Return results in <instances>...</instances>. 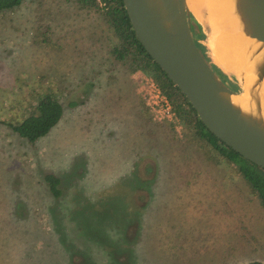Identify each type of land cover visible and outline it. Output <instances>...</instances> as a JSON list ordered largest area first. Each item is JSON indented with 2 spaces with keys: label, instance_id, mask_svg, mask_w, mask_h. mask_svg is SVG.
<instances>
[{
  "label": "rangeland",
  "instance_id": "374dc122",
  "mask_svg": "<svg viewBox=\"0 0 264 264\" xmlns=\"http://www.w3.org/2000/svg\"><path fill=\"white\" fill-rule=\"evenodd\" d=\"M139 75L113 64L104 26L75 0L0 10V264L264 263V212L249 188L180 127L152 119ZM47 87L63 115L30 144L5 122ZM143 126L158 131L161 152L139 179ZM154 173L156 195L140 201Z\"/></svg>",
  "mask_w": 264,
  "mask_h": 264
},
{
  "label": "water",
  "instance_id": "95a60500",
  "mask_svg": "<svg viewBox=\"0 0 264 264\" xmlns=\"http://www.w3.org/2000/svg\"><path fill=\"white\" fill-rule=\"evenodd\" d=\"M121 1L137 41L204 127L243 159L264 169V0H232L234 30L242 37L243 55L231 72L210 54L206 41L214 31L205 5L188 6L186 0ZM194 33L203 34L198 42L209 61L195 45ZM210 63L238 89L229 88ZM242 93L244 105L236 100Z\"/></svg>",
  "mask_w": 264,
  "mask_h": 264
},
{
  "label": "trees",
  "instance_id": "16d2710c",
  "mask_svg": "<svg viewBox=\"0 0 264 264\" xmlns=\"http://www.w3.org/2000/svg\"><path fill=\"white\" fill-rule=\"evenodd\" d=\"M23 1L24 0H0V10H12L18 7ZM75 2L80 9L96 14L101 21L104 26L106 54L113 64L121 69L124 76L139 72L150 77L170 103L172 112L180 126L182 138L185 142L197 146L195 147L197 150L203 149L205 156L213 159L215 163L226 162L234 166L237 174L249 188L250 193L254 196L258 205L264 212V169L243 159L235 151L214 137L204 127L185 97L173 85L158 65L151 60L149 55L137 41L126 16L122 1L75 0ZM193 37L195 45L202 51L207 61H209L204 46L198 42V39L204 37L203 34L194 33ZM210 66L217 76L223 82H226L229 88L233 90L238 89L233 80L228 79V77H226L214 64L210 63ZM110 78H113V76ZM34 102L29 113L19 122H5V125L10 128L12 132L16 133L30 144L46 135L50 129L58 123L63 115V106L52 87L43 89L41 93L35 96ZM70 105H73V103H70ZM141 106L146 109L142 104ZM140 116L139 118L143 120L142 113ZM144 122L146 121L144 120ZM143 128L145 130V140L143 139L144 143L142 142L143 145L139 149L138 155L139 179L148 177L150 173L156 170V152H161L156 149V147L159 148L156 138L158 131L155 130L152 132L149 128H145L144 126ZM212 152L214 153L213 156L211 154ZM165 163L167 165L169 164L167 161H165ZM154 178L155 173L150 177L146 190L143 193H139L137 196L140 201H143L144 196H147V194H149L150 197L156 195L154 190L158 185H154L152 193V187H149L150 184L153 185ZM43 181L54 197L59 196V178L57 176L46 174L43 176ZM243 264L264 263L252 260Z\"/></svg>",
  "mask_w": 264,
  "mask_h": 264
},
{
  "label": "bare ground",
  "instance_id": "6f19581e",
  "mask_svg": "<svg viewBox=\"0 0 264 264\" xmlns=\"http://www.w3.org/2000/svg\"><path fill=\"white\" fill-rule=\"evenodd\" d=\"M186 4L192 7L197 4L201 7L206 6L208 22L214 31V34L207 39V46L212 58L226 72H231V69L242 61L243 55L242 37L234 30V19L231 13L232 0H186ZM236 100L244 105V94L237 96Z\"/></svg>",
  "mask_w": 264,
  "mask_h": 264
},
{
  "label": "built area",
  "instance_id": "2783aa9c",
  "mask_svg": "<svg viewBox=\"0 0 264 264\" xmlns=\"http://www.w3.org/2000/svg\"><path fill=\"white\" fill-rule=\"evenodd\" d=\"M139 74L136 84L138 87H141L142 104L146 107L152 119L157 122H171L174 128H179L180 126L177 123L167 98L160 92L150 77L141 73Z\"/></svg>",
  "mask_w": 264,
  "mask_h": 264
}]
</instances>
